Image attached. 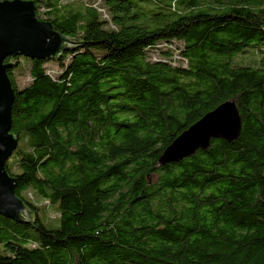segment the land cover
Wrapping results in <instances>:
<instances>
[{
    "label": "trees",
    "instance_id": "16d2710c",
    "mask_svg": "<svg viewBox=\"0 0 264 264\" xmlns=\"http://www.w3.org/2000/svg\"><path fill=\"white\" fill-rule=\"evenodd\" d=\"M63 1L33 2L37 19L82 42L51 60L60 73L4 61L17 140L4 167L35 228L0 217V264H264V0ZM229 100L236 141L158 166ZM27 191L56 222H41Z\"/></svg>",
    "mask_w": 264,
    "mask_h": 264
},
{
    "label": "water",
    "instance_id": "95a60500",
    "mask_svg": "<svg viewBox=\"0 0 264 264\" xmlns=\"http://www.w3.org/2000/svg\"><path fill=\"white\" fill-rule=\"evenodd\" d=\"M39 1V0H36ZM25 0L0 1V217L18 225L35 228L26 205L14 195L15 179L5 170V162L16 147V137L9 133L13 90L6 71L7 58L51 61L75 51L82 42L65 36L50 22L35 16L34 3ZM241 133V118L234 101H226L181 133L158 160L159 167L206 151L212 140L236 141Z\"/></svg>",
    "mask_w": 264,
    "mask_h": 264
},
{
    "label": "rangeland",
    "instance_id": "374dc122",
    "mask_svg": "<svg viewBox=\"0 0 264 264\" xmlns=\"http://www.w3.org/2000/svg\"><path fill=\"white\" fill-rule=\"evenodd\" d=\"M96 0H64L62 2V5L63 7H65V10H78L80 8H82L83 6L85 5H89L91 3H94ZM100 5V3H99ZM98 5V6H99ZM100 7V6H99ZM42 10H40L41 12ZM105 14L108 16V14L105 12ZM167 45V44H166ZM170 46V45H169ZM179 44L174 42L172 43V46H170L171 48V51L177 55L174 51V49H176V47H178ZM162 50H165L166 46H161ZM160 54V51H153V53H151V59H161V57L159 56ZM241 58L243 59H251V55L250 54H246V55H243ZM239 58L238 61L241 59ZM175 63H181V61H179V57L178 55L175 56ZM45 68L47 70V72L53 77L55 78L59 73H60V68L59 66L52 62V61H48L46 64H45ZM12 78H13V81H14V84L16 86L17 89H20V88H23L25 86H27L29 84V77H28V73H27V68L26 66H23L21 71H16L13 73L12 75ZM26 197L31 200L33 202V204L37 207H39L40 209L43 208L44 211H39L37 212V215H39L40 217V220L41 222L46 226L47 225V222L48 220L49 221H53V222H56V220L58 219V213L56 212V209L54 206L52 205H49L47 204L46 202L40 200V199H37L35 198L31 192L27 191L25 193ZM6 220V219H5ZM9 221V220H7ZM11 222V221H10ZM13 223V222H12ZM15 224V223H14Z\"/></svg>",
    "mask_w": 264,
    "mask_h": 264
},
{
    "label": "built area",
    "instance_id": "2783aa9c",
    "mask_svg": "<svg viewBox=\"0 0 264 264\" xmlns=\"http://www.w3.org/2000/svg\"><path fill=\"white\" fill-rule=\"evenodd\" d=\"M98 11L102 14V16H103L104 18H107V17H108V16L105 14V11H104L103 9H100V8H99Z\"/></svg>",
    "mask_w": 264,
    "mask_h": 264
}]
</instances>
